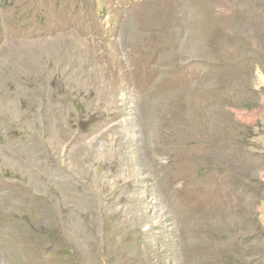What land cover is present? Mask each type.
<instances>
[{
  "label": "rangeland",
  "instance_id": "1",
  "mask_svg": "<svg viewBox=\"0 0 264 264\" xmlns=\"http://www.w3.org/2000/svg\"><path fill=\"white\" fill-rule=\"evenodd\" d=\"M0 264H264V0H0Z\"/></svg>",
  "mask_w": 264,
  "mask_h": 264
}]
</instances>
